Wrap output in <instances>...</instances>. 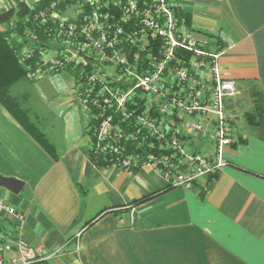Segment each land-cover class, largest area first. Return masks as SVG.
<instances>
[{
	"label": "crops",
	"instance_id": "1",
	"mask_svg": "<svg viewBox=\"0 0 264 264\" xmlns=\"http://www.w3.org/2000/svg\"><path fill=\"white\" fill-rule=\"evenodd\" d=\"M176 12L221 51L239 90L224 102L237 136L227 164L206 192L149 166L97 167L70 87L44 75L38 90L62 121L60 135L46 133L56 160L0 104V175L24 182L0 198L24 214L10 220L15 236L50 255L39 264H264V0H176ZM210 132L190 145L209 150Z\"/></svg>",
	"mask_w": 264,
	"mask_h": 264
},
{
	"label": "built area",
	"instance_id": "2",
	"mask_svg": "<svg viewBox=\"0 0 264 264\" xmlns=\"http://www.w3.org/2000/svg\"><path fill=\"white\" fill-rule=\"evenodd\" d=\"M66 1L51 0L33 15L38 25L51 23L53 42L62 48L38 47L37 72L28 76L42 75V67L54 72L78 68L73 93L84 110L88 153L108 158V167L149 166L173 187L200 184L206 192L208 177L227 164L226 147L237 140L224 102L239 90L220 68L221 51L209 50V40L188 34L185 20L176 14V0H70L67 9L57 11ZM110 3L119 6L117 13ZM132 16L138 49L131 53L117 46ZM149 39L159 41L152 46L154 54L145 47ZM177 50L189 52V58L178 57ZM34 53L23 48L20 58ZM141 53L147 56L137 68ZM87 58H93L90 71ZM208 127L210 149H194L191 140L207 134ZM23 218L19 208L0 198V264H38L50 257L43 250L33 253L15 236L10 220Z\"/></svg>",
	"mask_w": 264,
	"mask_h": 264
},
{
	"label": "trees",
	"instance_id": "3",
	"mask_svg": "<svg viewBox=\"0 0 264 264\" xmlns=\"http://www.w3.org/2000/svg\"><path fill=\"white\" fill-rule=\"evenodd\" d=\"M50 1L51 0H37L35 2L28 3V1L25 0H13L11 2L8 1L7 3L6 1H4V6H0V104L28 134L54 160H56L57 154L55 152L54 146L49 141L44 130V125L42 123V121H44V118L40 115V112H38L39 110H31L30 102L27 100L30 98L28 90H33L34 85L29 81H35L36 79L41 78V76H44L46 74L52 75L63 73L64 75H67L73 80V86L70 88L71 95L73 98V102L79 111L82 127L84 126V110L79 104H77L75 95L73 93L74 83L76 79L78 81V68H71L70 66H66L64 69L58 72H54L47 71L46 69H44V67H42V69L44 70V72H41L42 75H33L31 77L28 76V73L35 74L37 72V63L39 62V52L37 50L38 47L58 48V45H55L53 42L55 33L51 32L50 28H48L51 23L48 22L46 25H38L36 21L33 20V15L39 10L46 7ZM64 3L60 4L57 7V11L62 12V10L67 9V4L71 3V1L69 0ZM108 7H110L111 11H113L114 13H117V11L119 10V6L117 4L110 3L108 4ZM136 24L137 19L136 17L132 16L129 21L123 25L124 33L122 35V42L117 47L131 53L133 51H137V42H134L136 38L131 36V32L135 29ZM29 34H34L35 38H30ZM149 40L150 43L148 44L147 42L145 44V47L148 48V52L154 54V52L152 51V46L158 45L159 41L152 39ZM215 43H218V41L216 40ZM211 45L212 43L209 42L208 48H210ZM26 47L35 49V53L29 59L22 61L20 58V52L23 48ZM60 47L61 46H59V48ZM176 55L178 57H181L182 59H188L190 53L185 50H177ZM146 56L147 54L141 53V55L139 56L140 61L136 64L137 68H140V65H142L141 63L145 60ZM131 59L132 55L130 54V63L133 62V59ZM92 61L93 58L86 59L87 71H90V69L92 68ZM22 83H27L29 85L25 87L24 85H22ZM15 86L20 92L12 93V88ZM254 94L256 96L257 92H255ZM141 101L142 100L138 102L140 103ZM92 109L93 108H90V110ZM93 113H97V111L93 110ZM89 122L93 121L90 120ZM120 125L124 126V123H120ZM86 133L88 135L89 131H86ZM88 156L92 163L97 167H106L108 158L102 155L94 156L90 153ZM215 177L216 174L208 177V183L210 184Z\"/></svg>",
	"mask_w": 264,
	"mask_h": 264
},
{
	"label": "rangeland",
	"instance_id": "4",
	"mask_svg": "<svg viewBox=\"0 0 264 264\" xmlns=\"http://www.w3.org/2000/svg\"><path fill=\"white\" fill-rule=\"evenodd\" d=\"M4 1H6V3H7L8 1L11 2L13 0H4ZM26 1H28V3H31L34 0H26ZM3 2L0 3V6H4ZM57 75L62 79V82L66 83V85L68 87L71 88L73 86V80L70 77H68L67 75H64L63 73H59ZM44 77H42L41 79L38 78L35 81H29V82H32V84H35L36 83V85H33V90L32 89L31 90H28L29 91L30 98L27 99V100L30 102V108H31V110H34V111L35 110L36 111L39 110L38 112H40V115L44 118V123H45L44 124V128H45V131L48 134V136L49 135H51V136H53V135H60V132H61V122L62 121H61L60 118H55L52 115V112H51L52 110L50 109V106L48 107V105H47L48 101L46 102V100L41 96L40 91L38 90V87H37V86H41L47 80L46 78H48V77H45V78ZM43 79H46V80L43 81ZM22 85H24L26 87L29 84L22 83ZM12 89H13L12 93H18V92H20L18 90V88H16V86L13 87ZM45 117L47 118L46 122H45ZM79 119H80V116H79ZM45 125H47V126H45Z\"/></svg>",
	"mask_w": 264,
	"mask_h": 264
},
{
	"label": "water",
	"instance_id": "5",
	"mask_svg": "<svg viewBox=\"0 0 264 264\" xmlns=\"http://www.w3.org/2000/svg\"><path fill=\"white\" fill-rule=\"evenodd\" d=\"M23 185L24 182L18 178L0 175V187L14 195L21 191Z\"/></svg>",
	"mask_w": 264,
	"mask_h": 264
}]
</instances>
